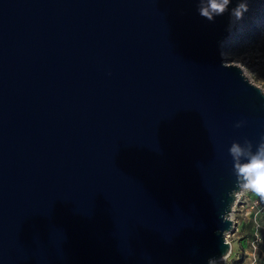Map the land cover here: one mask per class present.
Instances as JSON below:
<instances>
[{
    "label": "water",
    "instance_id": "95a60500",
    "mask_svg": "<svg viewBox=\"0 0 264 264\" xmlns=\"http://www.w3.org/2000/svg\"><path fill=\"white\" fill-rule=\"evenodd\" d=\"M229 23L197 0H0V264L231 252L228 149L264 137V91L225 61Z\"/></svg>",
    "mask_w": 264,
    "mask_h": 264
},
{
    "label": "rangeland",
    "instance_id": "374dc122",
    "mask_svg": "<svg viewBox=\"0 0 264 264\" xmlns=\"http://www.w3.org/2000/svg\"><path fill=\"white\" fill-rule=\"evenodd\" d=\"M248 11L243 19L228 26L223 40V55L227 63L245 66V74L264 91V0H246ZM235 202V228L227 232L231 253L214 264H264V199L251 191L241 190ZM258 198L261 205L253 206Z\"/></svg>",
    "mask_w": 264,
    "mask_h": 264
},
{
    "label": "clouds",
    "instance_id": "9594fccd",
    "mask_svg": "<svg viewBox=\"0 0 264 264\" xmlns=\"http://www.w3.org/2000/svg\"><path fill=\"white\" fill-rule=\"evenodd\" d=\"M232 0H197L198 14L209 21L228 12L235 23L243 19L248 11L246 0H239L235 7L230 9ZM245 121H239L235 127H243ZM233 160V171L237 185L244 191H251L264 199V137L257 144L245 138L243 143L234 141L228 149Z\"/></svg>",
    "mask_w": 264,
    "mask_h": 264
},
{
    "label": "built area",
    "instance_id": "2783aa9c",
    "mask_svg": "<svg viewBox=\"0 0 264 264\" xmlns=\"http://www.w3.org/2000/svg\"><path fill=\"white\" fill-rule=\"evenodd\" d=\"M238 65H240V66L243 68V70L245 69V66H244V64H243L242 62H240ZM244 72H245V71H244ZM240 196H241V192L238 193L236 201H239ZM261 203H262V202H261L258 198H256L255 200H253V206H257V205H259V204L261 205ZM262 206H264V203L262 204ZM230 253H231V252H230ZM230 253H229V254H230ZM229 254H228V255H229ZM228 255H227V256H228ZM227 256H226V257H227ZM226 257H224V258H226Z\"/></svg>",
    "mask_w": 264,
    "mask_h": 264
},
{
    "label": "bare ground",
    "instance_id": "6f19581e",
    "mask_svg": "<svg viewBox=\"0 0 264 264\" xmlns=\"http://www.w3.org/2000/svg\"><path fill=\"white\" fill-rule=\"evenodd\" d=\"M224 53V52H223ZM232 217H233V212H232Z\"/></svg>",
    "mask_w": 264,
    "mask_h": 264
}]
</instances>
